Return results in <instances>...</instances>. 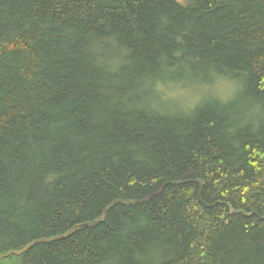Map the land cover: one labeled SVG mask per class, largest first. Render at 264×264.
Listing matches in <instances>:
<instances>
[{
    "label": "trees",
    "instance_id": "1",
    "mask_svg": "<svg viewBox=\"0 0 264 264\" xmlns=\"http://www.w3.org/2000/svg\"><path fill=\"white\" fill-rule=\"evenodd\" d=\"M262 90L264 0H0V264H264Z\"/></svg>",
    "mask_w": 264,
    "mask_h": 264
},
{
    "label": "rangeland",
    "instance_id": "2",
    "mask_svg": "<svg viewBox=\"0 0 264 264\" xmlns=\"http://www.w3.org/2000/svg\"><path fill=\"white\" fill-rule=\"evenodd\" d=\"M183 1V0H179ZM242 85L238 81L220 78L213 85L199 83H182L162 87L161 91L171 104L180 102L184 109H193L210 93L223 100L233 99L240 92Z\"/></svg>",
    "mask_w": 264,
    "mask_h": 264
},
{
    "label": "snow or ice",
    "instance_id": "3",
    "mask_svg": "<svg viewBox=\"0 0 264 264\" xmlns=\"http://www.w3.org/2000/svg\"><path fill=\"white\" fill-rule=\"evenodd\" d=\"M262 91H264V90H262Z\"/></svg>",
    "mask_w": 264,
    "mask_h": 264
}]
</instances>
